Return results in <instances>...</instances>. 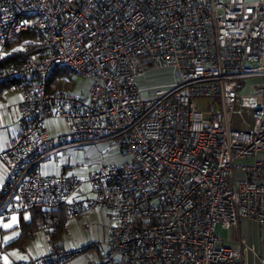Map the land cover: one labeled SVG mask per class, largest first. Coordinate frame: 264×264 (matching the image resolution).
Segmentation results:
<instances>
[{
	"label": "built area",
	"instance_id": "obj_1",
	"mask_svg": "<svg viewBox=\"0 0 264 264\" xmlns=\"http://www.w3.org/2000/svg\"><path fill=\"white\" fill-rule=\"evenodd\" d=\"M55 67L89 78L87 95L54 88ZM163 68L177 84L145 98L139 78ZM255 76L264 0H0V92L23 95L20 132L0 152V217L41 210L51 238L109 210L105 257L88 264H247L248 254L264 264V85L243 91ZM245 112L251 120L236 121ZM51 119L67 131L52 136ZM105 142L129 158L84 176L42 172L60 150ZM242 219L259 228L256 243ZM217 225L237 233L234 245ZM78 253L11 264H73Z\"/></svg>",
	"mask_w": 264,
	"mask_h": 264
},
{
	"label": "rangeland",
	"instance_id": "obj_2",
	"mask_svg": "<svg viewBox=\"0 0 264 264\" xmlns=\"http://www.w3.org/2000/svg\"><path fill=\"white\" fill-rule=\"evenodd\" d=\"M30 45L23 46V50ZM177 74L172 68L148 70L140 78V86L145 98L152 96L155 89L172 87L177 84ZM91 80L81 75L73 74L69 70L59 86L72 89L79 96H86L89 92ZM264 85V76H255L245 81V93H260ZM208 99L206 102H211ZM251 120V114L245 112L239 120ZM48 132L55 136L67 131V125L62 120H50ZM129 158V155L112 143L90 144L65 148L52 155L41 169L52 174H77L84 176L89 170L101 165L119 164ZM82 192V191H81ZM35 218L31 213L15 214L9 218L0 217V246L5 264L44 256L54 249L68 252L79 251L73 264H87L90 260L100 261L104 255L107 227L115 224V217L109 210L95 209L73 220L69 227L62 230L54 241L47 236L42 223L35 225ZM240 228L250 242H257L260 238L259 228L248 220L242 219ZM216 234L227 244L234 245L237 233L233 229H225L217 225ZM247 264H261L253 255L248 254Z\"/></svg>",
	"mask_w": 264,
	"mask_h": 264
},
{
	"label": "crops",
	"instance_id": "obj_3",
	"mask_svg": "<svg viewBox=\"0 0 264 264\" xmlns=\"http://www.w3.org/2000/svg\"><path fill=\"white\" fill-rule=\"evenodd\" d=\"M22 98L23 95L20 91L9 90L6 92H0V152L5 150L8 147L11 138L16 136L20 132L18 118H19V105L22 101ZM44 163H46V161ZM42 172L44 174H52V173L44 172L43 170ZM6 175H7V167L0 161V201L4 197L3 191L6 181ZM91 211L93 210H90L88 212ZM86 213L82 215H85ZM82 215H80L79 217H81ZM79 217L77 219H79ZM106 236H107V232H106ZM104 257H105V251H104V255L100 257V260L104 259Z\"/></svg>",
	"mask_w": 264,
	"mask_h": 264
},
{
	"label": "trees",
	"instance_id": "obj_4",
	"mask_svg": "<svg viewBox=\"0 0 264 264\" xmlns=\"http://www.w3.org/2000/svg\"><path fill=\"white\" fill-rule=\"evenodd\" d=\"M35 50V45L31 44L30 46L26 47V52H31ZM68 70L62 67H55L53 73H52V77H51V81L55 82V87L56 89H60L61 86H59V80L63 79V76L66 75V72ZM31 214L33 215V217L35 218V225L38 226V222L42 223L43 220V211L41 210H33L31 212ZM63 229H58L57 231L53 232L51 235V241H54V239L57 237V235L62 231Z\"/></svg>",
	"mask_w": 264,
	"mask_h": 264
}]
</instances>
